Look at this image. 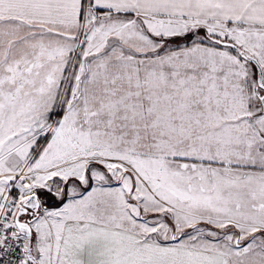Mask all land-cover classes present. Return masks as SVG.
Returning a JSON list of instances; mask_svg holds the SVG:
<instances>
[{"label":"snow or ice","instance_id":"6c2138e0","mask_svg":"<svg viewBox=\"0 0 264 264\" xmlns=\"http://www.w3.org/2000/svg\"><path fill=\"white\" fill-rule=\"evenodd\" d=\"M0 264H264V0H0Z\"/></svg>","mask_w":264,"mask_h":264}]
</instances>
